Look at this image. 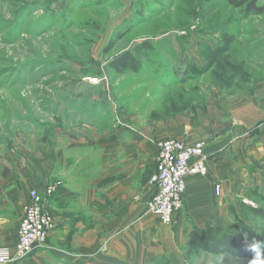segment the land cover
Instances as JSON below:
<instances>
[{
  "label": "rangeland",
  "instance_id": "rangeland-1",
  "mask_svg": "<svg viewBox=\"0 0 264 264\" xmlns=\"http://www.w3.org/2000/svg\"><path fill=\"white\" fill-rule=\"evenodd\" d=\"M144 40L151 48L138 71L108 65ZM263 63L264 13L244 17L226 0H0V242L16 236L24 196L38 185L26 188L24 178L54 181L68 132L92 139L160 126L167 137L204 141L207 159L225 155L210 222L253 255L187 257L184 226L168 246L161 238L148 264H264V137L214 135L225 134L232 106L245 101L239 91L264 75ZM89 154L94 161L96 149L80 153Z\"/></svg>",
  "mask_w": 264,
  "mask_h": 264
},
{
  "label": "crops",
  "instance_id": "crops-1",
  "mask_svg": "<svg viewBox=\"0 0 264 264\" xmlns=\"http://www.w3.org/2000/svg\"><path fill=\"white\" fill-rule=\"evenodd\" d=\"M239 93L245 101L232 106L225 134L214 135L218 140L245 135L254 143L258 136L264 137L261 133L264 132V75L255 79L246 92ZM151 131L122 129L114 135L92 139L88 134L68 132L62 139L65 146L54 181L48 173L42 174L40 182L29 178L23 181L26 188L38 184L33 188L39 190L59 183L48 199L53 228L43 246L7 264H148L160 253L161 238L162 245L168 246V242L181 235L184 226L188 234L191 227L200 228L209 223L222 203L220 184L228 171L225 155L217 152L207 159V175L186 178L183 206L174 213L170 224H164L147 208L155 192L149 177L156 164V141L174 134L161 131L160 126H153ZM215 143L208 146L211 152L219 149ZM85 149L91 152L96 149L94 161L90 154L80 155ZM205 151L208 156L207 146ZM215 184L220 185L219 194L215 192ZM33 188L24 196L23 207L30 201L29 192ZM9 194L14 195L15 188ZM16 239L17 233L7 242H0V246L13 248Z\"/></svg>",
  "mask_w": 264,
  "mask_h": 264
},
{
  "label": "built area",
  "instance_id": "built-area-1",
  "mask_svg": "<svg viewBox=\"0 0 264 264\" xmlns=\"http://www.w3.org/2000/svg\"><path fill=\"white\" fill-rule=\"evenodd\" d=\"M156 146V164L149 177L155 192L148 200L147 208L162 223L170 224L174 213L183 205L186 178L207 175L208 157L202 140L163 138L156 141ZM58 185L59 183H53L43 190H30V201L23 207L13 248L0 246V264L25 258L45 244L49 231L53 228V215L48 199L56 192ZM215 192L220 193L219 184L215 185Z\"/></svg>",
  "mask_w": 264,
  "mask_h": 264
},
{
  "label": "trees",
  "instance_id": "trees-1",
  "mask_svg": "<svg viewBox=\"0 0 264 264\" xmlns=\"http://www.w3.org/2000/svg\"><path fill=\"white\" fill-rule=\"evenodd\" d=\"M230 5L239 8L244 17L251 14L264 13V0H226ZM151 48L150 44L144 40L134 45L130 50L127 49L109 61V66L116 72L122 73L126 70L138 71L141 67V59L144 52ZM106 49V48H105ZM264 198V197H263ZM261 214L260 210H256ZM242 230L250 235L255 241L258 239L254 230L242 225ZM184 252L187 257H192L200 252H208L215 255L231 254L234 256H252L251 250L243 243L238 241L234 234L224 232L217 235L212 223H206L198 228L193 227L189 232L184 243Z\"/></svg>",
  "mask_w": 264,
  "mask_h": 264
},
{
  "label": "clouds",
  "instance_id": "clouds-1",
  "mask_svg": "<svg viewBox=\"0 0 264 264\" xmlns=\"http://www.w3.org/2000/svg\"><path fill=\"white\" fill-rule=\"evenodd\" d=\"M253 250H255V246H253Z\"/></svg>",
  "mask_w": 264,
  "mask_h": 264
}]
</instances>
